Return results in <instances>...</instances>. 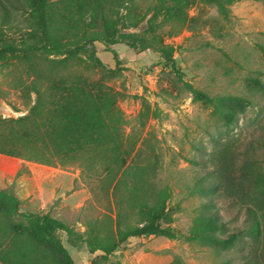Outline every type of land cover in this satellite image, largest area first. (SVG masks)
<instances>
[{"label": "rangeland", "instance_id": "1", "mask_svg": "<svg viewBox=\"0 0 264 264\" xmlns=\"http://www.w3.org/2000/svg\"><path fill=\"white\" fill-rule=\"evenodd\" d=\"M3 1L11 6L8 0ZM156 1L99 0L104 19L116 30L138 32L147 31ZM22 4L12 8L5 23L0 21V46L19 45L40 35V14ZM77 5L78 0H47L50 30L63 40L84 45L74 57L50 69V75L35 79L36 83L44 87L61 75L70 87L79 75L83 79L80 86L101 84L102 89L114 94L125 119L122 149L130 151L124 153V164L155 159L154 181L170 190L167 206L171 220L165 224L174 235H131L110 253L100 248L90 250L85 240L90 226L101 233L106 228L114 230V199L107 195L103 177L111 149L104 146L53 153L48 143L50 150L44 151L50 161L44 162L23 157L35 153V142H15L20 153L0 151V187L13 192L18 189L24 211H47L73 229L71 234L62 228L56 233L75 264H242L245 256H252L248 244L220 248L194 234L195 218L209 197L192 188L194 181L211 168L208 158L214 137L227 141L236 168L252 157L264 174V0H232L226 4L225 15L213 0H191L184 8V22L174 13L159 15L155 32H147L153 36L151 46L135 49L120 40L112 43L118 60L103 42H83L87 27L78 18ZM142 15L136 25L128 23ZM100 16L96 20L99 24ZM166 45L172 46L171 57L164 54ZM91 47L110 71L90 60ZM31 62L48 68L47 61L19 53L7 52L0 59V142L7 146L12 144V135L25 126L34 127L13 119L28 112L35 99L30 88ZM194 89L213 101L195 97ZM226 94L239 96L244 106H234L236 121L229 125L213 103ZM45 96H57V88H47ZM34 138L43 148L44 141ZM123 191L121 187L120 194ZM238 200L234 192L213 195L227 232L245 225V209ZM122 209L125 220L135 221L127 203ZM18 220L26 222L20 213L12 216V221Z\"/></svg>", "mask_w": 264, "mask_h": 264}, {"label": "trees", "instance_id": "2", "mask_svg": "<svg viewBox=\"0 0 264 264\" xmlns=\"http://www.w3.org/2000/svg\"><path fill=\"white\" fill-rule=\"evenodd\" d=\"M22 1L40 14L41 33L34 40H22L19 45L6 43L0 46V59L7 52L19 53L28 59L39 58L47 61L48 68L30 63V69L33 70L30 88L35 93V99L29 106L28 112L13 119L22 124L29 123L34 127L25 126L19 134L12 135L11 146L0 142V151L17 154L20 152L13 143L35 142L33 143L36 147L35 153L31 156L22 154L23 157L47 162L50 159L44 149H49L48 143L52 144L50 148L53 153L99 145L104 146L103 149L110 148L109 161L104 166L103 177L106 182L105 191L114 199V230L106 228L105 232L101 233L99 228L90 226L85 238L90 250L100 248L105 253H110L131 235L173 236L172 229L165 224L171 220L167 206L170 190L167 185H157L154 181L155 159L145 163L124 164V153L130 151L122 149L121 127L125 119L121 109L115 104L114 94L102 89L101 84L92 88L80 86L79 83L83 79L79 75L74 78L75 85L70 87H67L69 85L61 75L51 79V82L44 87L37 85L35 79L50 75V69L74 57L84 44L63 40L60 35L50 30L51 19L45 9L47 0H8L11 6L0 0L1 23L8 20L12 8L23 6ZM190 1L157 0L148 17L147 31L138 32L116 30L112 23L104 19L99 0H78V18L87 27L82 33L83 42L94 40L103 42L106 50L118 60L117 50L111 46L112 43L120 40L135 49L151 46L153 36L152 34L148 36L147 32H155V22L159 15L165 12L174 13L180 22H184L186 19L184 8ZM213 1L216 2L221 13L227 14L226 4L232 0ZM86 13H88L87 20H85ZM99 16L102 17L101 24L96 21ZM143 17L144 15L134 18L128 23L136 25ZM90 50V60L110 71L111 69L94 54L93 47ZM163 51L166 57H171L172 46L166 45ZM57 80L58 83L55 82ZM53 87L57 88V96L59 95L60 98L54 96L46 99V89ZM193 95L209 102L213 101L200 90L194 89ZM238 98L239 96L226 94L218 96L213 102L226 125L236 121L235 105H239L238 109L244 108ZM34 137L44 141L43 148L36 143L37 139ZM213 140L214 147L209 152L208 158L211 168L205 170L194 181L192 188L193 191L209 197L202 203V209L195 218L194 234L213 242L220 248H229L239 243L243 246L248 244L250 248L248 252L252 256H245L242 264H263L264 174L257 160L252 157L245 158L236 168L227 141L220 142L215 137ZM108 141H111V144ZM121 187L124 191L120 194ZM218 192H234L238 195V202L245 209L243 218L245 225L233 231H226L221 214L214 207L213 195ZM19 203V198L11 189L0 188V260L4 264H75L73 257L56 233L57 229L62 228L71 234L73 229L63 220L49 213L22 211ZM126 203L132 214L136 216L135 221L125 220L122 208ZM18 213L26 219V222L12 221V216ZM79 235L81 236L80 232ZM223 264L229 263L223 262Z\"/></svg>", "mask_w": 264, "mask_h": 264}, {"label": "crops", "instance_id": "3", "mask_svg": "<svg viewBox=\"0 0 264 264\" xmlns=\"http://www.w3.org/2000/svg\"><path fill=\"white\" fill-rule=\"evenodd\" d=\"M14 193L19 198V200H20V203H19L20 210L24 211V202L22 201L23 200V197H22L21 193L19 192L18 189H16ZM39 212H41V213H47V211H39ZM0 264H4V263L0 260Z\"/></svg>", "mask_w": 264, "mask_h": 264}]
</instances>
